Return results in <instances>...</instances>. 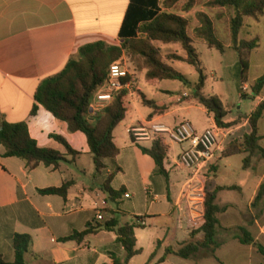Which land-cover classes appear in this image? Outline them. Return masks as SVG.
Returning a JSON list of instances; mask_svg holds the SVG:
<instances>
[{
	"label": "crops",
	"instance_id": "0c3cea01",
	"mask_svg": "<svg viewBox=\"0 0 264 264\" xmlns=\"http://www.w3.org/2000/svg\"><path fill=\"white\" fill-rule=\"evenodd\" d=\"M130 3L131 0H0V126L2 122L26 123L30 137L39 147L55 150L66 159L57 169L41 164L29 170L22 160L5 157L4 149L0 145V255L7 262L14 261L12 237L15 234L28 235L31 238V254L26 256L25 264H109L111 262L109 253H115L124 260L126 254L115 245L116 234L113 232L99 231L88 235L80 243L61 242V239L75 232L81 233L92 227L102 226L112 218L123 226L134 223L135 218L139 217L144 227L135 229L134 235L135 248L141 252L131 258L129 264H202L209 259L217 264H219L217 260L224 264L215 255L224 245V241H217L220 247L212 258L203 255L201 257V251L189 259L175 255L165 256L167 248L177 251L184 244L199 242L202 239L201 234L191 236L193 224L202 217L201 205H193L195 200L187 186L188 171L177 166L175 162L177 157L172 156L173 145L179 147V154L183 146L171 141L170 132L182 122L164 121V118L179 109L177 107L188 103H182L181 95L165 96L164 93L172 92L164 86V82L168 80L149 85L145 73L142 72L146 86L152 89L153 93L150 95L136 87V80L141 72L133 69L130 70L132 74L130 86L125 89L129 93V111L133 101L141 105L133 92L134 87L143 92L148 99L155 101L158 106L173 104L167 114L152 120H148L151 113L149 109L146 118L136 120L126 128L132 146L140 153L137 145L149 148L154 134L164 133L171 149L170 183L167 186L165 182V187L152 178L157 173L151 158L141 153L144 157L136 159L131 147L122 148L117 143V129L126 121L129 111L125 120L113 132L119 154L115 159L104 160L105 168L96 173L85 135L70 132L66 123L57 120L41 105L35 103L34 95L41 82L59 73L69 59L77 54L79 48L96 42L120 44L118 34ZM158 5L161 6V0ZM239 40H242L240 35ZM170 66L173 68V65ZM182 95L188 96L186 92ZM132 97L135 100H132ZM263 98L260 101L264 100ZM35 104L37 111L31 116ZM209 116L213 118L212 115ZM210 127H215L214 121ZM133 130L143 131L141 133L143 137L133 138L131 134ZM205 130L203 129L201 133ZM57 137L62 138L67 146L78 154L71 156ZM145 157L153 163L143 159ZM124 167L128 169L132 167L135 178L118 183V178L124 174ZM183 173H186L185 177ZM147 179L153 181L154 191L145 186ZM67 182H72V185L68 189L66 199L41 195L38 192L60 188ZM261 182L257 184L251 196L250 207L262 185ZM132 185L139 186L143 201L150 200V206L145 213L134 214V221L124 222L128 212L121 210L120 205H125V200H131ZM106 186L114 191L122 190L123 194L119 199L109 200L104 190ZM157 190H164V194L157 193ZM218 194L216 204L220 208H225L217 215L219 229L239 231L240 228H245L252 234L255 242L259 243V239L264 238V225L258 220L252 223V228L248 226L250 221L246 223L243 220L233 226H229L228 221L223 223L221 218L229 214L230 206L226 208L225 205H219ZM158 204L160 206H157ZM98 214L102 216V220L97 219ZM162 218H165L166 222L158 226V221ZM238 235L234 234L231 240L239 243L235 239ZM240 246L247 248L250 254L258 253L253 245ZM233 253L240 256L244 252L238 249ZM138 257L143 259L136 261ZM163 257L164 261L159 263Z\"/></svg>",
	"mask_w": 264,
	"mask_h": 264
},
{
	"label": "trees",
	"instance_id": "16d2710c",
	"mask_svg": "<svg viewBox=\"0 0 264 264\" xmlns=\"http://www.w3.org/2000/svg\"><path fill=\"white\" fill-rule=\"evenodd\" d=\"M195 1H186L187 11L192 8ZM158 4L159 0H131L118 34L120 44L108 45L104 42H96L79 48L77 54L69 59L59 73L41 82L34 95V100L54 118L66 123L70 132H80L85 135L93 156L96 173H100L105 168L104 160L115 159L119 154V149L114 143L113 132L125 120L129 111V93L127 90L118 92L112 102L102 111L92 112L90 109L97 92L108 82L110 66L123 63L125 55L133 60L134 69L137 72L145 73V79L149 85L168 80L179 82L187 87L190 96L184 98L182 103L193 102L204 108L208 115L213 116L217 128L232 132L247 125L248 131L243 134L242 141L238 142L237 139H234L226 143L220 155L209 162L197 177L202 193V217L200 221L193 224L191 236L201 234V241L184 244L177 251L171 248L165 250V256L175 255L182 259H189L200 251L208 252L214 256V252L220 247L216 240L219 229L217 215L225 210L216 204L217 194L220 191L232 189L217 187L213 191L208 190L206 183L208 173H217L220 161L235 155H246L243 160L244 169L248 167L252 158L264 159V148L260 146L263 137L259 136L258 127L264 113V100L259 102L249 116H239L234 121L226 122L228 111L221 99L216 95L206 96L203 93L206 76L199 55L193 46V41L188 35V20L183 16L166 12ZM207 5L211 8H229L234 11V15L230 19V32L231 49L236 53L238 59V91L242 93L243 86L248 85L251 95L260 97L264 90V73L252 84H249V57L251 52L258 48L259 40L258 38L250 41L239 40V35L244 25V18L258 20L263 16L264 0H208ZM196 16L199 27L195 29V37L208 48L223 53L225 47L215 33L212 19L203 12L197 13ZM154 42L164 45L179 44L186 57L174 56L172 59L185 62L195 68L198 73L197 82L192 84L183 74L163 62L159 57V50L153 45ZM133 92L141 105L151 110L148 120L167 114L173 106V104L158 106L155 101L148 99L136 87L133 88ZM244 96L246 94L242 93V98ZM36 104L31 110V116L36 114ZM57 139L66 146L71 156L74 157L78 154L71 150L62 138L57 137ZM0 145L4 149L5 157L22 160L29 170H33L41 164L57 169L66 160L64 155L55 150L39 147L30 137L26 123L2 122ZM137 147L143 155L153 160L156 173L165 179L168 186L170 183L171 149L164 133H155L149 148L139 145ZM71 185L72 182H67L60 188H49L38 190V192L41 195H53L66 199ZM104 190L108 199L112 201L119 199L123 194L122 190L114 191L108 186ZM186 195L187 193H185ZM263 195L264 185H261L254 202L259 201ZM142 222L141 218L136 217L134 223L120 226L118 220L112 218L102 226L92 227L81 233L75 232L64 237L61 242L80 243L90 234L99 231L113 232L116 234L115 245L119 246L126 256L124 260H121L115 253H109L111 260L109 264H129L130 259L141 252L135 248L134 230L143 228ZM239 232L240 234L235 239L242 245H253L258 254L264 258V246L255 242L247 229L240 228ZM31 244L30 236L13 235L14 261L7 262L0 255V264H25L26 256L31 254ZM163 261L164 257L159 260V263ZM217 261L222 264L219 260Z\"/></svg>",
	"mask_w": 264,
	"mask_h": 264
},
{
	"label": "rangeland",
	"instance_id": "374dc122",
	"mask_svg": "<svg viewBox=\"0 0 264 264\" xmlns=\"http://www.w3.org/2000/svg\"><path fill=\"white\" fill-rule=\"evenodd\" d=\"M186 1L187 0H179L172 2L171 0H161V7H163L162 9L168 13L183 16L188 20V35L193 41V46L199 55V60L204 75L206 76V83L203 89L204 95H216L221 99L225 109L228 111L227 118L225 119L226 121H234L239 116H249L263 98L264 90L260 97H253L248 87L246 90H243L245 87L244 85L242 93H245L246 96L243 98L242 93L238 91V61L236 53L231 49L230 32V19L234 15V11L229 8H211L207 5L208 0H196L192 8L187 11ZM201 12L211 17L216 35L225 47L223 53L208 48L203 42H201V40L195 37V29L199 27L196 14ZM254 38H258L259 46L253 51L250 58L251 67L249 83H252L264 73V14L258 20L252 18L244 19V26L240 33V39L251 40ZM153 45L159 50V57L163 62L173 65V68L177 72L183 74L192 84L197 82L198 73L195 68L187 65L185 62L172 59L174 56L186 57L179 44L164 45L159 42H154ZM123 62L127 65L129 70L132 71L135 68V63L127 55L124 56ZM143 75V73L138 75L136 87L147 91V94L153 93L152 89L146 86ZM164 86H167L172 91L164 93L165 96L176 97L181 95L182 99H184L186 96L182 95L183 92L188 94L187 97L190 96V91L187 90V87L179 82L165 81ZM133 99L135 100L134 97H132V100ZM177 103L178 102H176V104ZM131 106L132 108L128 113L126 121L117 129L116 140L122 148L131 147V151L137 159L144 156L136 147L132 146L126 128L136 120L146 118L149 114V109L137 104L135 101L131 103ZM177 108L179 109L164 118V121L170 123L188 122L192 129L197 133H201L203 129H208L213 124V118L206 113L204 108L197 104H182ZM246 131H248V126L243 125L240 129L230 132L226 139L223 138V145L234 139H237L238 142L242 141V136ZM259 135L263 136L260 146L264 148V114L259 121ZM172 149V156L173 158H176L179 155L180 149L176 145H173ZM245 157L246 155L239 154L222 159L220 161V170H218L217 173H208L206 183L208 190H212L217 186L235 188V190L222 191L218 194L217 203L219 205H225L226 208L230 206L228 211L229 214L224 218H221L222 222L225 223L228 221L227 224L233 226L235 224H240L243 220L246 223L250 221L248 222L249 225H247L252 228V223L255 220L260 221L264 225V195L257 202H254L253 200L250 207L251 196L256 190L257 184L262 181L261 184L264 185V159L254 157L251 159L248 167L244 169L243 160ZM143 159L153 163L152 160L147 157ZM124 168V174L118 178V183L126 182V180L130 181L135 178L131 169L132 167H129L130 169L127 167ZM185 174L186 173H183L184 177ZM205 175L207 174L205 173ZM188 177L190 176L188 175ZM152 178L158 181L162 187H165V180L162 176L156 174L154 177L152 176ZM152 182V180L147 179L145 186L150 188L151 191H154ZM197 184L199 185V188L194 190L195 193L191 195V197L193 196L195 198L200 195L199 192L201 191V188L198 180ZM131 188L133 194L131 200H125V205H120L121 210L128 212L125 215L124 222L134 221V214H143L150 206V200L148 202L143 201L138 185H132ZM188 191L190 192V188ZM156 192L161 195L164 194V190H157ZM162 202L165 203L163 199ZM109 205L111 206V204ZM193 205L198 206V202H193ZM157 206H160V204ZM165 222L166 219L162 218L158 221V226H162ZM252 232L254 234V230ZM234 234H240V232L237 229L217 230L216 240L219 242L224 241V245L220 247V250H218L215 255L220 258L224 264H264V258L261 255L256 252H251L250 254L247 248L241 247L238 242H233L231 237ZM259 243L264 246V238L259 239ZM238 249L244 252L240 256H236L233 253V251ZM202 255L206 258H212L208 252L201 251V257ZM141 259H143V257H138L136 261H141ZM202 264L217 263L214 260L209 259Z\"/></svg>",
	"mask_w": 264,
	"mask_h": 264
},
{
	"label": "built area",
	"instance_id": "2783aa9c",
	"mask_svg": "<svg viewBox=\"0 0 264 264\" xmlns=\"http://www.w3.org/2000/svg\"><path fill=\"white\" fill-rule=\"evenodd\" d=\"M131 76L132 74L124 62L111 65L108 82L105 87L97 92L90 110L99 112L105 109L118 92L130 86ZM125 80L127 81L125 82ZM243 90H246V87ZM141 133L143 131H131L133 138L143 137ZM229 133L230 131L219 129L216 126L210 127L202 133H197L188 122L180 123L170 132L171 141L183 146L175 162L177 166L188 171L190 177L187 181V186L190 188L191 195L195 193L194 190L196 188H199L197 184L198 174L209 162L220 155L224 149L222 140L223 138L226 139ZM199 194V196L194 198L198 202V206L202 202L201 191ZM97 219L102 220V216L98 214Z\"/></svg>",
	"mask_w": 264,
	"mask_h": 264
}]
</instances>
